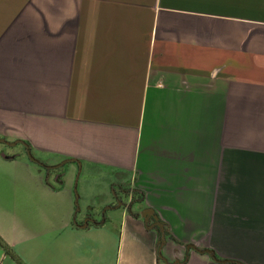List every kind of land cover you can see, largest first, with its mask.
<instances>
[{
    "label": "crops",
    "instance_id": "crops-1",
    "mask_svg": "<svg viewBox=\"0 0 264 264\" xmlns=\"http://www.w3.org/2000/svg\"><path fill=\"white\" fill-rule=\"evenodd\" d=\"M0 138V264H264V0H0Z\"/></svg>",
    "mask_w": 264,
    "mask_h": 264
},
{
    "label": "trees",
    "instance_id": "trees-1",
    "mask_svg": "<svg viewBox=\"0 0 264 264\" xmlns=\"http://www.w3.org/2000/svg\"><path fill=\"white\" fill-rule=\"evenodd\" d=\"M0 246L4 249L5 253L10 255L11 257L13 256V253H11L10 248L8 245L1 239L0 237Z\"/></svg>",
    "mask_w": 264,
    "mask_h": 264
},
{
    "label": "water",
    "instance_id": "water-1",
    "mask_svg": "<svg viewBox=\"0 0 264 264\" xmlns=\"http://www.w3.org/2000/svg\"><path fill=\"white\" fill-rule=\"evenodd\" d=\"M0 141H3V142H5V143H8L6 140H4L3 138H0ZM25 144V143H24ZM26 145V144H25ZM28 153L30 154V156L32 157V155H31V153H30V151L28 150ZM213 255H214V253H213ZM215 257V256H214ZM215 259L218 261L219 259L218 258H216L215 257Z\"/></svg>",
    "mask_w": 264,
    "mask_h": 264
},
{
    "label": "built area",
    "instance_id": "built-area-1",
    "mask_svg": "<svg viewBox=\"0 0 264 264\" xmlns=\"http://www.w3.org/2000/svg\"><path fill=\"white\" fill-rule=\"evenodd\" d=\"M2 264V263H1ZM4 264H18V263H4Z\"/></svg>",
    "mask_w": 264,
    "mask_h": 264
},
{
    "label": "rangeland",
    "instance_id": "rangeland-1",
    "mask_svg": "<svg viewBox=\"0 0 264 264\" xmlns=\"http://www.w3.org/2000/svg\"><path fill=\"white\" fill-rule=\"evenodd\" d=\"M0 164H1V163H0ZM0 168L3 169V167H0ZM0 172H3V171L0 170ZM8 172H10V171H8ZM10 263H13V262H10Z\"/></svg>",
    "mask_w": 264,
    "mask_h": 264
}]
</instances>
